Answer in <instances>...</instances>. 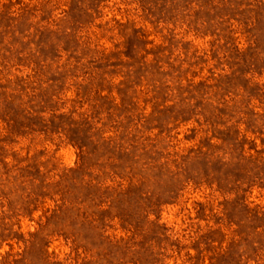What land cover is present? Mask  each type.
Returning a JSON list of instances; mask_svg holds the SVG:
<instances>
[{"label":"rangeland","instance_id":"1","mask_svg":"<svg viewBox=\"0 0 264 264\" xmlns=\"http://www.w3.org/2000/svg\"><path fill=\"white\" fill-rule=\"evenodd\" d=\"M0 264H264V0H0Z\"/></svg>","mask_w":264,"mask_h":264}]
</instances>
